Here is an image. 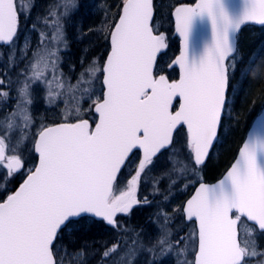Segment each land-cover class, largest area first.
<instances>
[{"label": "snow or ice", "instance_id": "1", "mask_svg": "<svg viewBox=\"0 0 264 264\" xmlns=\"http://www.w3.org/2000/svg\"><path fill=\"white\" fill-rule=\"evenodd\" d=\"M59 7L43 17L51 35L41 30L33 49L28 40L23 47L19 43L20 18L30 19V9L26 13L21 0H0V49L8 51L0 65V96H10L5 77L10 80L11 72L27 61L17 78V107L0 121L7 136V141L0 136V182L5 183L0 194V264H63L57 258L63 236L85 222L102 221L119 232L118 214L130 215L139 203L138 184L155 168L158 156L169 150H174L169 167L153 181L157 195L165 178L171 189L189 170L201 172L228 105L230 75L239 67L235 55L239 30L248 22L264 26V0H243L239 8L229 0L176 6L173 15L181 50L169 67L178 66L180 77L169 81L159 74L158 57L167 42L152 26L154 0H123L118 19L104 30L110 49L102 66L93 58L71 84L59 69L60 46L66 45ZM206 24L211 37L197 43L196 33ZM36 28L33 24L31 30ZM4 56L0 51V58ZM36 83L46 85L49 106L63 97L64 109L59 122L41 125L33 134L30 89ZM174 99L179 104L175 110ZM87 102L88 113L96 114L92 122L82 115ZM178 126H186L179 148L174 135ZM17 130L16 148L9 153L8 143ZM29 142V155L36 154L31 167L20 151ZM137 151L142 157L127 189L116 194L117 174ZM25 169L19 186L8 191L6 184ZM162 211L164 222L155 237L146 240L140 231L125 227L126 234L105 246L100 264L109 260L136 264L145 252L152 255L151 264L173 254L176 264H249L261 253L258 244H241L238 225L253 222V231L258 227L264 234V134L250 132L223 178L215 184L201 182L177 209L195 225L186 237L173 238L166 209ZM189 244L194 246V260L185 255ZM64 248L67 252V245ZM86 254L84 248L73 251L84 264Z\"/></svg>", "mask_w": 264, "mask_h": 264}, {"label": "trees", "instance_id": "2", "mask_svg": "<svg viewBox=\"0 0 264 264\" xmlns=\"http://www.w3.org/2000/svg\"><path fill=\"white\" fill-rule=\"evenodd\" d=\"M106 1L108 3V1L111 0ZM122 1L123 0H119V2H113L117 5L116 14L113 19H116ZM193 1L194 0H179L175 1L174 4H189ZM21 2L24 3L23 1ZM23 5H25V3ZM57 5H60L59 12L61 13L60 18L62 23L63 36L66 41V45L62 44L63 47L60 48L59 69L60 72L63 73L66 83L75 84L77 79L79 78L80 72L83 71L91 63L93 58H95L102 66L109 48L108 40H106L105 37L100 38L98 36L93 44L90 45H85V42H78L75 40L77 35L79 34L78 32H82L85 23L84 17L86 16V13L83 11L85 9V6L81 0H68L66 14H64L65 0H32L28 7H24L26 13L30 9V19L26 18V15L21 16L20 18V29L22 32L21 36H23V34H25L27 31L30 32V34H32L36 38V42L34 41V38L33 42L35 43L32 42V48L35 49L39 42L41 30L47 31L48 34L51 35V29H49L45 25L43 17L47 16L49 12L52 11ZM170 12L171 10H168L161 16L159 20V31L162 32L166 37L167 50L158 59V66L159 69H162V71L160 72L164 73L169 79H173L177 76L176 71L168 70L167 64L178 52V41L173 35ZM88 18L89 17L87 16L86 19ZM33 24L37 25L36 31L31 30ZM260 31L264 30H260L255 27H249L247 28V30L244 29L238 37V49L235 54L236 63L240 65L243 70L245 67H242L243 63L250 56L257 55L261 60L260 72L258 73V76H254L251 81L250 79H245L243 82L239 83L235 81V84L241 87L240 96L237 97L238 95H236V100L233 101L232 104H229L232 116L231 119H229L227 122L225 120L223 123V128L226 129V136L223 139L222 146L219 148L217 159L211 165H209L208 169L205 172V176L207 178L209 176V178L207 179L208 181L216 179L227 168L232 158L234 157L235 152L239 144L241 143L245 131L247 130L252 118L256 113L264 109V36L257 37L256 39L250 37L251 33H257ZM0 51H4L5 53V56L3 58H0V65H2L6 62L8 51L7 49H0ZM29 58L31 59V53H29ZM81 61H83V64L81 63ZM17 63L19 62L17 61ZM26 64L27 61H25L24 64H20L15 71L11 72L10 80L8 77H5V87L10 93V96L8 98L0 96V121H2L6 116H9L11 112L16 109L14 106L18 102L17 78L18 74L22 69H24ZM0 70L2 71L3 69ZM48 78H52L51 73L48 74ZM231 82L232 79L230 75V83ZM45 86L46 85L42 83H36L32 85L30 89L32 104H34L35 106H43L49 111L52 110L54 112L52 118H47V122L43 121L44 124L59 122L62 118V112L64 109L63 97L56 100L51 106H49L46 101V94L44 91ZM100 87V83L97 82V91H99ZM230 96L231 95H229V99ZM86 105L88 106L89 104L85 103L83 105V110L84 106ZM31 115L34 120V127H32L31 132L35 134L37 130H39L36 129L38 122H36L35 114H33L32 111ZM82 115L86 116V118L89 120H91V117H93V113H88V111L83 112ZM0 127H4V125H0ZM14 134L17 137L18 130ZM31 147V142H29L26 148L27 152L30 151ZM27 155V162H34V153H31V155H29L28 153ZM216 169H220L221 172L218 173L216 171V173H211V170ZM209 173H211V175H208ZM197 174L198 173H193L191 170H189L188 173L183 177L182 182L178 181L179 186L171 189H168L169 180H163L161 182V185L158 186L159 189H161L160 194L158 195V197L160 196L159 199L158 197H156L154 190L147 191L146 197L147 199H150L148 200L149 202L147 203V207L145 208V219H141L139 215L127 218L125 220L121 218V230L119 232H117L112 227L107 226L102 221H97L95 223L85 222L82 223V225L77 226V229L71 235L66 233L63 236L61 242L64 245H67V249L70 251V253H73V251L76 249H86L87 264H100L101 255L105 246H111V244L121 235L126 234L124 233L125 227L140 231L142 236H144L146 240L151 237L149 233L155 229L158 230L160 224L164 222V215L162 210L165 209L168 215L167 227L172 229L173 238L178 239L180 233L184 231L187 225L185 223H182L181 211H177V209L181 208L182 203V195L180 196L179 194H177V192L179 191L180 186L183 185L186 187V189L184 190V194L185 196H187L192 188V185L196 182ZM22 179L23 178L21 176L17 175L15 179H13L10 183H7L6 187L8 191H14L21 183ZM4 188L5 183L0 182V194L3 193ZM165 193H167V199H165ZM176 198L177 200L179 198V206L178 204H175ZM158 219L159 223H157ZM245 241H250L254 244H258L257 250L259 253H261L260 255L251 257L249 259V264H264V234H260L256 230L252 231L249 236L241 237V244H243ZM94 252L95 254H93ZM145 255L146 260L143 261V264H151L153 260L152 255L146 252L144 256ZM141 258L144 257H138V259ZM170 258L172 259L168 262L171 263L165 262V259L163 258L158 259L157 264H176L175 254L171 255ZM81 264H84V262ZM108 264H112V261L109 260ZM136 264H138L137 261Z\"/></svg>", "mask_w": 264, "mask_h": 264}, {"label": "rangeland", "instance_id": "3", "mask_svg": "<svg viewBox=\"0 0 264 264\" xmlns=\"http://www.w3.org/2000/svg\"><path fill=\"white\" fill-rule=\"evenodd\" d=\"M25 3L24 7H28L31 3L32 0H21ZM85 6V9L83 10L86 14V16L84 17L85 19V23H84V28L82 30V32H78L79 34L76 37V41L78 42H85V45H90L93 44V42L98 38V36L100 38H104L105 37V29L111 25L112 19L116 14V8L117 5L113 2H119V0H114V1H103V0H81ZM175 1H179V0H155V11H156V19H157V23L155 24V29L157 31H159V20L161 18V16L163 14H165L168 10H170L175 4ZM23 3V4H24ZM89 17L88 19H86V17ZM77 33V32H76ZM92 33V34H91ZM31 36L32 34H30V32H28L26 35L23 34V37L20 40V47L24 46L25 40H28L31 42ZM264 36V31H260L257 33H251L250 37L256 39L257 37H262ZM34 38V41L36 42V38L34 36H32V39ZM65 40V39H64ZM33 42V43H35ZM31 46H32V42H31ZM63 47L62 45L60 46V48ZM260 62L261 60L259 59V57L257 55H252L250 56L242 65L245 66L244 69L242 70L241 66L239 65L238 70L234 73L231 74V79L232 82L230 83V87H229V95L230 99H228V105L226 107V110L224 112V121L226 120V122L231 119V108L229 106V104L233 101L236 100V95H238L237 97L240 96V92H241V87H239V85L235 84V81L239 82H243L245 79H250V81L253 79L254 76H258V73L260 72ZM1 71V70H0ZM36 88V87H35ZM44 89V88H41ZM40 90V89H39ZM53 91H56L55 86L53 85L52 88ZM45 94L47 96V87L45 86ZM47 101V100H46ZM88 104L90 102H87ZM89 106V105H88ZM88 106H84V110L83 112H86L88 109ZM15 108L17 107V103L14 106ZM60 107V106H59ZM13 108V107H11ZM30 110L32 111L33 114H35V118H36V122H38V125L36 127V129H39L41 127V124H44L43 121L47 122V118H52L54 115V112L51 110L49 111L47 108H44L43 106H35L34 104L30 105ZM92 118V117H91ZM249 120V119H248ZM34 121V120H33ZM223 121V123H224ZM27 131V130H26ZM38 131V130H37ZM15 132L14 131L12 133L11 136V141L10 143H8V151L9 153L12 152V150L14 148H16V136H15ZM226 129H224L222 127V132L220 134V139L218 144L216 145L215 149L213 150L211 157L208 161V163L203 167L202 171L199 172L196 176L197 179L199 180H203V179H208L205 176V172L208 169L209 165H211L218 156V151L219 148L222 146L223 144V139L226 136ZM0 136H4L6 141H7V136L5 135V126L4 127H0ZM31 138H29L30 140ZM183 141H179L177 143V148H179L180 143H182ZM20 151H23L24 153V157L25 160L28 157V153L26 148H21ZM173 151L174 150H169L168 152H166L160 159H158V161L156 162L155 168L151 171L148 172L147 175L144 176L143 180L146 184V192L149 190H153V181L160 175L161 171L163 169H166L169 167L170 164V158L173 155ZM33 163H28V166L31 167ZM221 169V168H220ZM220 169H216V170H211L212 172L216 171L219 173L221 172ZM25 173H26V169H25ZM25 173L20 174L21 176L24 175ZM211 173H209L208 175H211ZM19 175V176H20ZM130 179V176L128 178H126V186H128V180ZM165 181L168 180L167 178L164 179ZM168 184H170V182L168 181ZM138 186L140 187V183L138 184ZM137 186V188H138ZM169 189V187H168ZM186 189L185 186H180L179 191L177 192V194H179L180 196L182 195L185 196L184 194V190ZM161 191V189H160ZM181 191V193H180ZM153 193V191H152ZM181 197V198H182ZM175 204H180L179 198L177 200V198L175 199ZM175 209V208H174ZM193 224H187V226L184 229V234L185 237L193 231ZM252 232V228L251 227H246V226H242L241 227V233L243 234V237H247L249 236V234ZM157 233V229L151 231L149 234L151 235V237H155ZM59 247V255H58V259L63 260V264H81L83 263V259L78 257V256H74L73 253H70V251L67 249V252H65V248H64V244L61 242V245L58 246ZM193 245L189 244L186 249H185V255L187 256V258L189 260L193 259ZM145 253L140 254L139 256L144 257L141 259L137 260L138 264H143L144 260H146V255L144 256ZM157 257H159V251H157ZM165 262H168L169 260H171L172 258L166 257L164 258ZM141 260V261H140ZM171 263V262H168ZM166 263V264H168Z\"/></svg>", "mask_w": 264, "mask_h": 264}, {"label": "water", "instance_id": "4", "mask_svg": "<svg viewBox=\"0 0 264 264\" xmlns=\"http://www.w3.org/2000/svg\"><path fill=\"white\" fill-rule=\"evenodd\" d=\"M196 2V1H195ZM195 2L193 3V4H195ZM229 3L232 5V6H234L235 8H239V7H241L242 6V3H243V0H229ZM192 4V5H193ZM182 5H185V4H182ZM179 6V5H178ZM173 13H174V9L172 10V13H171V18H172V22H173V31H174V35L176 36V38L178 39V41H179V51H178V54L176 55V56H178L179 54H180V50H181V42H180V38H179V36H178V34L176 33V30H175V18H174V15H173ZM154 15H155V13H154ZM118 19V18H117ZM153 24V23H152ZM248 24H255V23H252V22H248V23H246V24H244V25H242L241 26V29L243 28V27H245L246 25H248ZM256 26H259V27H262L261 25H258V24H255ZM153 26V25H152ZM241 29L239 30V32L241 31ZM210 37H211V28H210V25L209 24H206L203 28H201V29H199L198 31H197V33H196V40H197V43H199L200 41H202L203 39H210ZM167 48V47H166ZM109 49H110V43H109ZM165 50L166 49H164V50H162L161 51V53L159 54V56L163 53V52H165ZM108 54V53H107ZM175 56V57H176ZM106 57H107V55H106ZM106 59V58H105ZM175 59V58H174ZM173 59V60H174ZM171 63V62H170ZM170 69H172V68H175L176 70H177V72H178V76H177V79L176 80H178L179 79V77H180V69H179V67L178 66H172V67H169ZM176 101H178L177 99H174V104H175V102ZM178 107H179V105H178ZM178 107H177V109H178ZM94 113V112H93ZM94 115L96 116V114L94 113ZM94 126V125H93ZM180 127L178 126V129H179ZM184 129H186V126H184ZM219 129H220V125H219V127H218V133H219ZM175 131L176 130H174V133H175ZM256 132L257 134H264V110L262 111V112H260L259 114H257L255 117H254V119L252 120V122H251V124H250V126H249V128H248V130H247V132H246V134H245V137H244V139H243V141H242V143H241V145H240V147H242V145H243V143L246 141V139L248 138V134L250 133V132ZM217 140V139H216ZM216 142V141H215ZM215 144V143H214ZM240 147L238 148V150H237V153H236V155H235V157H234V159H233V161L231 162V164L234 162V160H235V158H237L238 157V154H239V149H240ZM213 148V147H212ZM211 151H212V149H211ZM139 152V151H138ZM140 153V155H141V157H142V152H139ZM36 155V154H35ZM209 159V158H208ZM207 159V160H208ZM126 164V163H125ZM230 164V165H231ZM230 165L228 166V168L230 167ZM125 165H123L122 166V168H121V170L123 169V167H124ZM227 168V169H228ZM226 169V170H227ZM226 170H225V172H226ZM225 172L222 174V176L219 178V179H217V180H215L214 182H211V183H207V182H203V183H207V184H215V183H217L219 180H221L222 178H223V176H224V174H225ZM120 173V172H119ZM119 173L117 174V177H118V175H119ZM115 182V181H114ZM201 183V182H200ZM200 183H198L196 186H195V188L193 189V191H192V193L190 194V196L187 198V200L188 199H190L191 198V196L192 195H194L195 194V191H196V188L197 187H199V184ZM186 200V201H187ZM186 201L184 202V204L186 203ZM183 204V205H184ZM185 222H187L186 220H184ZM247 223H249V224H251V225H253V222H247ZM257 230H258V227L256 228ZM259 231V230H258ZM238 234H239V225H238ZM195 259V256L193 257V260Z\"/></svg>", "mask_w": 264, "mask_h": 264}, {"label": "flooded vegetation", "instance_id": "5", "mask_svg": "<svg viewBox=\"0 0 264 264\" xmlns=\"http://www.w3.org/2000/svg\"><path fill=\"white\" fill-rule=\"evenodd\" d=\"M185 133L186 132H185L184 129H178L176 131L175 137H176V139H177L178 142L179 141H183L184 136H185ZM163 155L158 156L157 161ZM138 158H139V154L138 153H136L134 156H132V158L129 160L128 164L126 165V168L122 171V173L120 174L119 178L115 182V184H114V191L116 192V194H119L120 191H123V190H126L127 189V186H126V178H128L129 176H131V175L134 174V170H135L136 165L138 163ZM146 184H148V183H145L144 181H141L140 182V187L138 186V188H136V199L139 201V203H137V204H135L133 206V208L131 209L130 215L118 214V218L119 219L123 218L125 220L127 218L135 217L137 215H139V217L141 219H145L144 216H145V208L147 207V203H143V201H144L145 198H147L146 197ZM160 185H161V183L158 186H160ZM156 197H158L157 194H156ZM159 198H160V196L158 197V199ZM149 199L150 198H148V200ZM183 202H184V199H183L182 203ZM182 223H184V222H182ZM183 234H184V231H182L180 233V235H183ZM183 236H185V235H183Z\"/></svg>", "mask_w": 264, "mask_h": 264}]
</instances>
